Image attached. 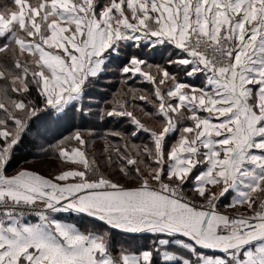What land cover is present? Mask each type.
I'll list each match as a JSON object with an SVG mask.
<instances>
[{"label": "snow or ice", "instance_id": "6c2138e0", "mask_svg": "<svg viewBox=\"0 0 264 264\" xmlns=\"http://www.w3.org/2000/svg\"><path fill=\"white\" fill-rule=\"evenodd\" d=\"M14 4L0 13V264H264V0ZM101 73L120 87L95 120L130 128L105 130L97 161L91 126L47 138L92 114ZM29 132L72 166L9 171Z\"/></svg>", "mask_w": 264, "mask_h": 264}, {"label": "trees", "instance_id": "16d2710c", "mask_svg": "<svg viewBox=\"0 0 264 264\" xmlns=\"http://www.w3.org/2000/svg\"><path fill=\"white\" fill-rule=\"evenodd\" d=\"M13 1L14 0H0V13H2V11L8 12L11 9V7H14ZM0 59H4V57L0 55ZM21 59L24 60L23 57H21ZM157 62L159 61L149 60V63H157ZM130 83L132 84L133 87H138V88L142 87L149 91L151 90V85H149L147 82H144L142 80H132L130 81ZM119 87H120L119 81L116 80L114 77H112L111 74L101 73L100 77L94 80L92 84L89 87H87L84 92L83 106L92 108L93 109L92 114L89 116H84L83 113L80 114L73 113L69 119L64 121L60 126L56 127L54 130H52L49 133L47 142L50 143L52 138L58 139L60 135H66L71 131H73L75 128H84L88 126L93 127L96 133V135L93 137V140L95 141H103L98 137L102 136L105 130L107 129L124 130L126 128H130L129 125L123 124L122 120L117 122L111 120V118L103 122L95 120L96 106H98L99 104L103 105L105 100L112 99L113 93L116 92V89ZM140 94L141 93H137V96H139ZM88 97H91V102H89ZM115 99L133 103L130 96L123 97L117 95ZM134 103L142 107L147 112L154 111L152 105L146 103L145 101L136 99ZM136 114L140 116L141 119L144 120L145 116H143L139 110H137ZM149 120L150 118H148L146 122H149ZM34 135H35L34 132H29V134L24 138V141L16 148L15 152L13 153L12 167L9 169V171H12L16 167H27V166L31 167L32 165L30 163H35L42 160L49 161L51 159H55L58 160L59 162L61 161L58 158V154H53L50 152L49 153L38 152L32 142V137ZM113 139H118V138H113ZM133 142L137 144L149 143V141L147 140V134H143V133H141L140 135L138 134V137L133 138ZM170 143L171 140L169 141V144ZM103 160H104L103 155L101 154L97 155V161H103ZM65 213L67 215L63 214L60 217H64V216L65 218L67 217L69 220L75 223L77 227L81 228V230H84L83 226L85 227L89 225L87 221L80 220V218L76 214L71 212H65ZM114 240L116 243H123V238L120 236H116Z\"/></svg>", "mask_w": 264, "mask_h": 264}, {"label": "rangeland", "instance_id": "374dc122", "mask_svg": "<svg viewBox=\"0 0 264 264\" xmlns=\"http://www.w3.org/2000/svg\"><path fill=\"white\" fill-rule=\"evenodd\" d=\"M33 2H34V0H33ZM14 8L15 7H11L10 10H12ZM2 13L6 14L7 11H2ZM23 58L25 59V57H23ZM148 118L149 117H144V120L142 119V121L146 122V120H148ZM104 146H105L104 141H95V140H93L92 148L90 149V156H91V153L93 151H95L97 153L95 155V159L97 160V155H99V154H101L103 152ZM68 147L69 148L71 147V143L68 144ZM91 157H90V159H91ZM30 164L32 165L31 167L27 166V167H24V168H28L30 170H39L41 172V174H44V175H48L49 173L55 174L58 170H60L62 168H67V167H71L72 166L70 164V162H67V161H62V162L60 161L59 162L58 160H55V159H51L49 161L42 160V161H39V162L30 163ZM101 167H102V170L108 171L106 165H101ZM238 213H247V211H238ZM90 227H91V225H88V226H85V227L83 226V229L90 228ZM174 248H175V246L170 245L168 247V250H174Z\"/></svg>", "mask_w": 264, "mask_h": 264}, {"label": "crops", "instance_id": "0c3cea01", "mask_svg": "<svg viewBox=\"0 0 264 264\" xmlns=\"http://www.w3.org/2000/svg\"><path fill=\"white\" fill-rule=\"evenodd\" d=\"M13 4H14V1H13ZM14 7H16L15 4H14ZM195 83H196V84H200V81L197 80V81H195ZM238 211H247V210H246V208H244V207H240V208L238 209ZM63 214H66V213L62 212V213H58V214H56V218H57V219H61L62 222H71V223H73V222H72L71 220H69L67 217L65 218V216H64V217H60V216H62ZM66 215H67V214H66Z\"/></svg>", "mask_w": 264, "mask_h": 264}, {"label": "built area", "instance_id": "2783aa9c", "mask_svg": "<svg viewBox=\"0 0 264 264\" xmlns=\"http://www.w3.org/2000/svg\"><path fill=\"white\" fill-rule=\"evenodd\" d=\"M237 214H247V213H237Z\"/></svg>", "mask_w": 264, "mask_h": 264}]
</instances>
